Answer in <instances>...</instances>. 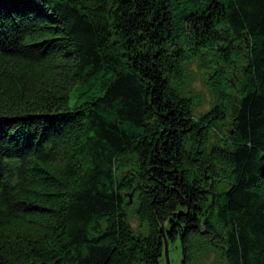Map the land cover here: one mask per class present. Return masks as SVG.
<instances>
[{
  "label": "trees",
  "instance_id": "trees-1",
  "mask_svg": "<svg viewBox=\"0 0 264 264\" xmlns=\"http://www.w3.org/2000/svg\"><path fill=\"white\" fill-rule=\"evenodd\" d=\"M164 238L264 264V0H0V264H165Z\"/></svg>",
  "mask_w": 264,
  "mask_h": 264
},
{
  "label": "rangeland",
  "instance_id": "rangeland-1",
  "mask_svg": "<svg viewBox=\"0 0 264 264\" xmlns=\"http://www.w3.org/2000/svg\"><path fill=\"white\" fill-rule=\"evenodd\" d=\"M211 82L210 73L201 68L198 59L187 64L186 85L184 89L186 90V93H190L193 103V110L197 118L208 112L216 102V91L211 85ZM215 138L216 134L213 133L212 139ZM128 217L134 228L137 229L139 222L134 215L131 217V209H129ZM169 253L171 264H178L180 254L172 249L169 251ZM216 256L217 255L214 252L205 254L200 257L197 264H220Z\"/></svg>",
  "mask_w": 264,
  "mask_h": 264
},
{
  "label": "water",
  "instance_id": "water-1",
  "mask_svg": "<svg viewBox=\"0 0 264 264\" xmlns=\"http://www.w3.org/2000/svg\"><path fill=\"white\" fill-rule=\"evenodd\" d=\"M164 243H165V259H166V264H171L170 261V253H169V241L167 238H164Z\"/></svg>",
  "mask_w": 264,
  "mask_h": 264
}]
</instances>
